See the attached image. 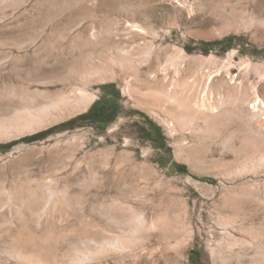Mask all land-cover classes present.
Returning a JSON list of instances; mask_svg holds the SVG:
<instances>
[{
    "label": "rangeland",
    "instance_id": "rangeland-1",
    "mask_svg": "<svg viewBox=\"0 0 264 264\" xmlns=\"http://www.w3.org/2000/svg\"><path fill=\"white\" fill-rule=\"evenodd\" d=\"M135 43L155 46L142 75L180 52L186 77L219 71L237 98L171 132L174 110L144 98L160 87L120 61ZM247 64L264 73V0H0V264H264V79ZM82 89L92 102L54 105Z\"/></svg>",
    "mask_w": 264,
    "mask_h": 264
},
{
    "label": "bare ground",
    "instance_id": "bare-ground-1",
    "mask_svg": "<svg viewBox=\"0 0 264 264\" xmlns=\"http://www.w3.org/2000/svg\"><path fill=\"white\" fill-rule=\"evenodd\" d=\"M124 28L134 37H139L144 40L147 39L148 37H151L152 39L155 38L154 36L149 34L150 32H147L148 31L147 29L140 27V25L138 26V24L136 25L130 23L129 26L125 25ZM156 39L158 38H155V40ZM132 42H134V40H132ZM135 45L136 47H131L132 49L129 51L125 49L123 50L120 49L121 53L119 54L121 55V57L118 54L119 58H121L120 61L126 64V68H128L129 71H133L134 75L136 76V80H134L136 84L138 83L140 85H148L149 83H152V85L154 84V85H158V88L160 87L159 89H157L156 87L157 90L154 89L156 91L152 89L154 93L152 95L149 94V96L144 95V98H148L154 101L156 105H159L158 108L163 110L164 114L168 110L170 111V113H173V111L171 112V109L174 110L175 113H173V115H169L170 117L167 115L168 120L166 121L169 130H171V132H174L175 134L179 133L182 136L186 135L188 130L192 131V129L190 128H193L192 126H194L196 122H201L198 120H200L202 116H204L203 118H206L208 116L206 118L208 119L211 118L209 116L214 117L215 114L218 115L219 112L217 113V111H220L219 110L220 108L224 106L226 107L228 104L232 103V99L237 98L236 96L238 92L237 90L240 88L239 87L240 85H237L236 82L233 83L231 77L229 78V80H227L226 78L218 79L217 82H220L221 84L219 85L218 83L219 85L218 88L214 87L216 85L215 77L213 78L211 77L216 73H218L219 71H213L212 69H209L208 73L206 74L203 72L204 71L203 69L197 68L192 71L193 77H189V78L188 76L186 77L185 73L188 71V69L185 65V61H184L185 58L180 52L179 54L176 53L175 55L168 57L165 65L161 67L159 66L160 68L155 73L147 74V76L145 74L142 75L143 71L138 62L148 60L154 54L153 52L155 46L153 43L150 44L135 43ZM120 50L118 52H120ZM116 59L118 60V58ZM116 59L114 61H117ZM222 69H224L226 74L229 75L228 72L229 70L227 67H222ZM243 70H244V75H247L251 70H253L255 72V75H258L262 80L264 79V73L262 72V69H260V67L247 64L244 66ZM240 90L242 91V89ZM77 92H79V94ZM125 94L129 95L131 98L133 97L134 94L133 85L129 81L125 87ZM254 97L255 98L253 99V103L255 104V102L258 101V104L256 106L254 105V108H256V110H258L259 113L262 112L264 116V101L257 95H255ZM246 98L248 99V97ZM92 101H93V97L90 96L88 93L84 92L82 89L77 91L75 90L73 96H69L66 98L63 97L58 99L54 103V105L57 108V106L66 107L71 103H76L77 105V103H82V102L90 103ZM245 101L246 99L243 101V103H245ZM54 105L52 104V106ZM159 109L158 111H160ZM204 120L205 119L202 120V123L204 122ZM205 122H207V120H205ZM189 132L190 131H188V133ZM53 196L54 195L52 194L50 195L49 202L52 201ZM135 220L138 227L137 229L144 230L145 228H148L145 219H143L142 217L139 216ZM151 226L153 225H150L149 228H151ZM126 244L128 243L123 242L120 239L119 240L117 239L115 243L110 245L116 249L126 250L128 248ZM110 245L109 244L105 246L102 245L100 246V249L104 251ZM84 263H85L84 260L83 261L78 260L76 262V264H84Z\"/></svg>",
    "mask_w": 264,
    "mask_h": 264
}]
</instances>
